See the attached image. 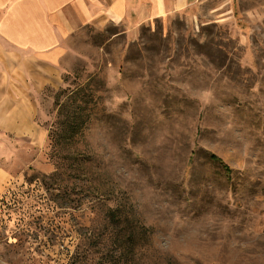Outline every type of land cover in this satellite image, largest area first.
<instances>
[{
  "label": "rangeland",
  "instance_id": "rangeland-1",
  "mask_svg": "<svg viewBox=\"0 0 264 264\" xmlns=\"http://www.w3.org/2000/svg\"><path fill=\"white\" fill-rule=\"evenodd\" d=\"M159 4L64 42L50 167L0 178V264H105L112 210L142 264H264V0Z\"/></svg>",
  "mask_w": 264,
  "mask_h": 264
},
{
  "label": "crops",
  "instance_id": "crops-1",
  "mask_svg": "<svg viewBox=\"0 0 264 264\" xmlns=\"http://www.w3.org/2000/svg\"><path fill=\"white\" fill-rule=\"evenodd\" d=\"M159 1L0 0L1 179L19 167H50L42 164L48 134L37 116L42 91L61 83L64 42L86 25L135 23L160 10Z\"/></svg>",
  "mask_w": 264,
  "mask_h": 264
},
{
  "label": "trees",
  "instance_id": "trees-1",
  "mask_svg": "<svg viewBox=\"0 0 264 264\" xmlns=\"http://www.w3.org/2000/svg\"><path fill=\"white\" fill-rule=\"evenodd\" d=\"M80 127L77 128V131ZM211 157L214 161L222 164L226 171H231V168L219 156L211 154ZM107 223L111 226V229L105 236V240L109 242L110 246L105 254V264H142L136 256V247L139 239L146 233V228H137L129 219L126 222L124 221L125 226L121 228L123 219L115 210L109 213Z\"/></svg>",
  "mask_w": 264,
  "mask_h": 264
}]
</instances>
